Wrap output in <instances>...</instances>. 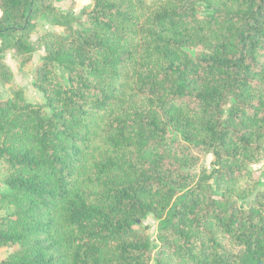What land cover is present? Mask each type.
Returning a JSON list of instances; mask_svg holds the SVG:
<instances>
[{"label": "trees", "instance_id": "trees-1", "mask_svg": "<svg viewBox=\"0 0 264 264\" xmlns=\"http://www.w3.org/2000/svg\"><path fill=\"white\" fill-rule=\"evenodd\" d=\"M75 1L0 0L2 84L37 19L67 31L39 39L45 102L0 99V264H264V0Z\"/></svg>", "mask_w": 264, "mask_h": 264}, {"label": "rangeland", "instance_id": "rangeland-1", "mask_svg": "<svg viewBox=\"0 0 264 264\" xmlns=\"http://www.w3.org/2000/svg\"><path fill=\"white\" fill-rule=\"evenodd\" d=\"M93 5V0H76L74 5H58L59 10L62 12H67L73 14L77 17L81 10L86 7H91ZM200 12H204L203 9H200ZM59 34L65 35L67 33L65 28L53 27L49 25L44 19H37L35 23V29L31 35V41L34 47V54L30 63L25 67L21 68L11 51H8L2 55L3 63L12 75V80L10 84L0 83V99H10L13 96L14 90H19L22 92L23 98L26 102L30 103H39L43 104L45 102L43 96L33 87V82L35 79V73L41 64V58L45 55L44 47L39 43V39L46 34ZM51 71L55 74L58 81L62 84L68 83V73L58 66L51 68ZM47 111V110H46ZM191 153L197 158L196 167L192 172L198 173L200 170H211V164L213 162V157L205 153L201 149L193 150ZM254 170L255 176L260 178L261 183L263 184L261 189L264 193V159H261L257 164L251 167ZM6 170L3 165L0 164V193L5 191V185L3 183L4 177L6 176ZM253 203V199L249 200L247 204ZM11 208H6L4 205L3 208H0V217L5 216ZM143 225L147 227V234L150 237L152 245H156V234H157V225L158 222L149 217L144 221ZM155 248V247H154ZM18 247H4L0 249V260H4L9 254L17 250Z\"/></svg>", "mask_w": 264, "mask_h": 264}]
</instances>
